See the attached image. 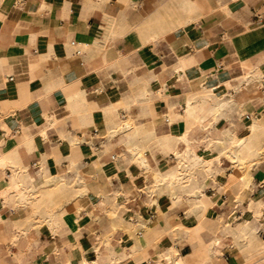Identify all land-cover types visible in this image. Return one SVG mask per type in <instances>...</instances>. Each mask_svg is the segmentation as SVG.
<instances>
[{"label":"crops","instance_id":"0c3cea01","mask_svg":"<svg viewBox=\"0 0 264 264\" xmlns=\"http://www.w3.org/2000/svg\"><path fill=\"white\" fill-rule=\"evenodd\" d=\"M0 264H264V0H0Z\"/></svg>","mask_w":264,"mask_h":264},{"label":"rangeland","instance_id":"374dc122","mask_svg":"<svg viewBox=\"0 0 264 264\" xmlns=\"http://www.w3.org/2000/svg\"><path fill=\"white\" fill-rule=\"evenodd\" d=\"M170 178L169 182H172L174 179H179L180 176L173 174ZM179 182L180 181H178V183ZM60 184L55 186L53 189L44 188L43 191L35 192L32 199L26 200V197L21 198L22 201L26 200V202L29 203V209H31L35 215V225H40L47 220L51 221L55 216L53 213L58 216L61 222H67L69 218L71 221L79 224L80 216L78 212L80 211V205L78 204V198L81 196L82 191L79 181L78 179H75V181L71 183L70 189L67 185L65 186ZM223 188L227 189L228 185L224 184ZM196 192V194L202 196L199 199L201 206L208 208L205 191L196 189ZM74 198L76 205L72 202V199ZM71 210H73L75 214H69V211ZM76 216H78V218Z\"/></svg>","mask_w":264,"mask_h":264},{"label":"bare ground","instance_id":"6f19581e","mask_svg":"<svg viewBox=\"0 0 264 264\" xmlns=\"http://www.w3.org/2000/svg\"><path fill=\"white\" fill-rule=\"evenodd\" d=\"M193 157L196 158V159H200V158H201V157H199L196 153L193 154ZM194 158H193V159H194ZM174 174L178 176L177 173H174ZM171 181H172V180H171ZM19 189H20V188H19ZM19 189H16V184L12 187V190H13V191H14V190H19ZM19 193H20V190H19ZM4 194L6 195L7 192H5Z\"/></svg>","mask_w":264,"mask_h":264}]
</instances>
